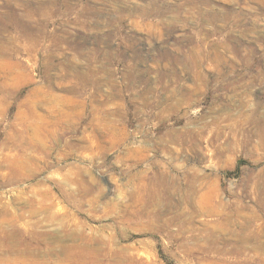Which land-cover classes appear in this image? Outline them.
Returning a JSON list of instances; mask_svg holds the SVG:
<instances>
[{"label": "rangeland", "instance_id": "374dc122", "mask_svg": "<svg viewBox=\"0 0 264 264\" xmlns=\"http://www.w3.org/2000/svg\"><path fill=\"white\" fill-rule=\"evenodd\" d=\"M0 164L6 230L36 220L43 186L88 230L128 217L114 244H133V264H264V0H0ZM71 173L90 190L80 209L57 188ZM160 176V203L141 209ZM141 210L158 212L152 229ZM19 230L0 231V264L41 258L9 250Z\"/></svg>", "mask_w": 264, "mask_h": 264}, {"label": "bare ground", "instance_id": "6f19581e", "mask_svg": "<svg viewBox=\"0 0 264 264\" xmlns=\"http://www.w3.org/2000/svg\"><path fill=\"white\" fill-rule=\"evenodd\" d=\"M42 18V17H41ZM43 19V18H42ZM44 20V19H43ZM47 20V19H46ZM24 22V21H23ZM18 36V35H17ZM10 40V39H9ZM18 42V40H17ZM16 43V42H15ZM19 44V43H18ZM25 44V43H24ZM27 50V49H26ZM25 50V51H26ZM30 62V61H29ZM40 87V86H39ZM68 88V87H67ZM230 89V88H229ZM236 89V88H235ZM237 96V95H236ZM58 102V101H57ZM66 103V102H65ZM71 111V110H70ZM114 112V111H113ZM73 113V112H72ZM111 113V112H110ZM109 113V114H110ZM68 114V113H67ZM96 114V113H95ZM112 114V113H111ZM97 116V114H96ZM68 117V116H66ZM100 117V116H99ZM71 119V118H70ZM74 122V120L72 121ZM89 123V122H88ZM233 123V122H232ZM69 124V123H68ZM67 124V125H68ZM75 124V123H74ZM83 132V131H82ZM171 135V132L170 134ZM233 136V135H231ZM167 137V136H166ZM112 142V141H111ZM114 142V141H113ZM254 142V141H253ZM159 144V143H158ZM179 148V147H178ZM228 148V147H227ZM169 149V148H167ZM187 149V148H186ZM2 150V149H1ZM93 150V149H92ZM160 150V149H159ZM94 152V150H93ZM92 152V153H93ZM160 152V151H159ZM177 152V151H176ZM182 152V151H180ZM178 153V152H177ZM96 154L97 151H96ZM91 155V154H88ZM179 156V155H178ZM90 157V156H89ZM92 156L90 157V159ZM188 159V158H187ZM189 160V159H188ZM23 164H26L27 162H24L21 160ZM20 158H15L13 161V164L9 167V170L7 173H5L4 177L7 179L8 183H14L17 184L18 181H22L23 179V173L21 172L20 168L18 165H21ZM58 161V160H57ZM30 162V161H29ZM172 162V161H171ZM12 163V162H11ZM28 164V163H27ZM1 165V164H0ZM158 167V166H157ZM23 168V167H22ZM26 169V168H25ZM149 170V169H148ZM189 172L191 173L190 178L188 177L189 184L187 188L189 189L188 192L186 193L185 200L189 203L192 202L194 203L195 197L194 193L196 191V185L194 183L195 181V171L193 167L187 168ZM89 171V170H88ZM145 171V170H144ZM160 171V170H159ZM173 171V170H172ZM170 172V170H169ZM197 172V171H196ZM51 173V172H50ZM54 173V171H53ZM57 173V172H56ZM144 173V172H143ZM52 174V173H51ZM55 174V173H54ZM86 174V173H85ZM142 174V173H140ZM160 174V173H159ZM185 174V173H183ZM60 175V174H59ZM50 176V174H49ZM53 176V175H52ZM80 173H71V175L66 176L63 178L62 181H57V188L59 189L62 199L64 201H68L74 204L75 207L81 208V198L78 199L76 195H81V191H86L90 192L88 187L83 183L82 178L80 177ZM86 176V175H85ZM186 176V175H185ZM189 176V175H188ZM59 177V176H58ZM168 177V174H167ZM181 177V176H180ZM92 178V177H91ZM58 179V178H57ZM158 179V178H157ZM178 179V178H177ZM186 178V181L188 180ZM204 179V178H203ZM60 180V179H59ZM85 180V179H84ZM92 180V179H91ZM163 177L160 176V179L157 181H154L152 186L149 184L145 185V192L136 195L137 197V202L138 205L141 207V209H145L146 205L148 203L152 204H158L160 203L161 196L160 191L163 188H166L164 183L162 182ZM182 180V179H181ZM46 181V180H44ZM184 181V180H183ZM181 181V182H183ZM203 181V180H202ZM77 183L78 185L73 189V188H66L65 185H72V183ZM178 182V181H177ZM180 182V181H179ZM180 182V183H181ZM19 183V182H18ZM44 183V182H43ZM42 183V185H43ZM151 183V182H150ZM169 183V182H168ZM6 184V183H4ZM197 184V183H196ZM202 184V183H201ZM140 185V184H139ZM178 185V183H176ZM216 185V184H215ZM73 186V185H72ZM22 187V186H21ZM179 189L182 188L178 186ZM135 188V187H134ZM172 188V187H171ZM169 188V191L170 189ZM214 188V187H213ZM93 189V188H92ZM91 189V190H92ZM100 189V187L98 188ZM102 189V188H101ZM140 189V188H139ZM15 190V189H14ZM176 190V189H175ZM174 190V191H175ZM23 191V189L21 190ZM27 191V190H25ZM30 191V190H29ZM98 191V190H97ZM96 191V192H97ZM104 190L102 189V192ZM168 191V193H169ZM186 191V190H185ZM33 192V191H32ZM30 192V193H32ZM38 196L35 198L34 202L36 205L34 206V211H31L33 215L36 214H42L43 212L45 213V216L39 217L37 215L36 220L27 223V220H24L23 226L17 227L15 226L8 230L10 227L8 226V229L6 230L7 227H3L0 223V231H4V240H14L13 238H17V236L20 234V231L23 232V230H19L20 227H23L24 230L30 234V238L27 239L26 235L24 234V237L21 238L18 242L19 244H11L8 248L10 251H15L21 256L24 255V257L28 256L31 257L34 255L35 257L39 256L41 258H29V263L30 264H133L134 261V256L136 255L137 251L132 250L134 248L133 244H126L122 246H115V240H116V230L118 231V234L121 233L123 237L127 236V231L121 227L119 224H124L126 221L129 220L128 217H125L123 219H120L118 217L115 218V220L110 223V224H103L98 226L96 229L91 227V230H88L89 227L87 223L78 222L77 224H72L68 220L70 219V215H65L64 213H56L54 209H56L57 202L59 204V201H54L56 198L54 192L52 191L51 188L45 187L40 188L37 190ZM101 192L100 190L98 193ZM207 192V191H206ZM20 193V192H19ZM27 193V192H26ZM93 193V192H92ZM184 193V192H183ZM97 194V193H95ZM102 194V193H100ZM143 194V196H141ZM185 194V193H184ZM171 195V194H170ZM197 195V194H196ZM19 196V195H18ZM54 197L52 201L47 202L48 197ZM87 196V195H86ZM85 196V197H86ZM90 196V195H89ZM175 196V195H174ZM206 197L208 195H205ZM206 197H202L200 199L205 200ZM182 198V197H181ZM198 198V197H197ZM205 198V199H204ZM17 199V198H16ZM90 199V198H89ZM178 199V198H177ZM180 199V198H179ZM84 200V199H82ZM98 200V199H97ZM114 200V199H113ZM182 200V199H180ZM184 200V201H185ZM208 200V197H207ZM206 200V202H207ZM62 201V200H61ZM221 201V200H220ZM83 202V201H82ZM86 202V201H85ZM84 202V203H85ZM89 202V201H88ZM92 203V200H90ZM171 203V202H170ZM186 203V202H185ZM205 203V202H203ZM83 204V203H82ZM108 204V203H107ZM124 204V203H123ZM61 205V204H60ZM112 205V204H111ZM163 205V204H162ZM172 205V204H171ZM185 205V204H184ZM59 206V205H58ZM148 206V205H147ZM151 206V205H150ZM155 206V205H154ZM188 206V204H187ZM186 206V207H187ZM206 206V205H205ZM131 207V206H130ZM185 207V208H186ZM211 206H209L210 208ZM59 208V207H58ZM64 208V207H60ZM114 208V207H113ZM183 208V207H182ZM192 208V207H191ZM199 208H202L201 204L194 206V210H198ZM206 208V207H205ZM208 208V209H209ZM33 209V208H32ZM66 209V208H65ZM64 209V210H65ZM69 209V207L67 208ZM119 209V208H118ZM129 208L127 205L123 208L124 215L130 212H133V210H128ZM212 209V208H211ZM58 210V209H57ZM121 210V208H120ZM155 210V207L153 208ZM202 210V209H201ZM210 210V209H209ZM70 211V210H69ZM116 215H118V210L115 208ZM142 211V210H141ZM146 210L142 211L141 213H146V216L149 218L148 221L146 222L149 226V228H153L155 226V220L154 218L157 216V213L153 212H145ZM190 211V210H189ZM204 211V210H203ZM212 211V210H210ZM30 212V213H31ZM108 212V211H107ZM106 212V213H107ZM183 212V211H182ZM191 212V211H190ZM199 212V211H197ZM74 212H72L73 214ZM76 213V212H75ZM113 213V212H112ZM184 213V212H183ZM95 214V213H94ZM133 214V213H132ZM186 214V213H185ZM183 214V215H185ZM191 214V213H190ZM196 214V213H193ZM20 215V214H19ZM74 215V214H73ZM121 215V214H120ZM122 214V216H124ZM131 215V214H130ZM18 216V214H17ZM109 216V214L107 215ZM186 216V215H185ZM188 216V214H187ZM186 216V217H187ZM191 216V215H190ZM73 217V216H72ZM77 217V216H76ZM114 217V216H113ZM226 217V216H225ZM74 218V217H73ZM227 218H229L227 216ZM231 218V217H230ZM229 218V219H230ZM17 219V218H16ZM45 219H51V221H58V228L55 230H51L50 228L43 227L44 220ZM78 218H76L77 221ZM190 219V217H189ZM188 219V220H189ZM195 219V218H194ZM72 220V219H71ZM1 222V221H0ZM14 222V221H13ZM20 222V221H19ZM7 223V222H6ZM12 223V222H11ZM10 223V226H11ZM16 223V221H15ZM20 223V224H21ZM14 224V223H13ZM55 224V223H54ZM5 225V224H4ZM47 225V224H44ZM49 225V224H48ZM13 226V225H12ZM96 227V226H95ZM125 227V226H124ZM128 227V226H127ZM164 225L160 224L157 226V231L161 232L164 230ZM192 228V227H191ZM115 230V232H113ZM130 235V234H129ZM2 239V238H1ZM128 239V238H127ZM142 242V241H141ZM140 242V243H141ZM139 243V244H140ZM23 244V246H21ZM143 244V243H142ZM152 246V245H150ZM143 247V246H141ZM145 247V246H144ZM138 249V248H137ZM57 254V255H62L61 257H58L59 259H55L52 262L48 261L47 259H44L46 255L49 254ZM138 253V252H137ZM46 258V257H45ZM26 260V259H25Z\"/></svg>", "mask_w": 264, "mask_h": 264}]
</instances>
